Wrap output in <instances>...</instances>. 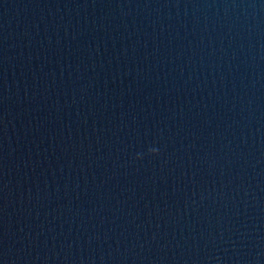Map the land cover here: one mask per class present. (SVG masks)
I'll use <instances>...</instances> for the list:
<instances>
[{
    "label": "water",
    "instance_id": "95a60500",
    "mask_svg": "<svg viewBox=\"0 0 264 264\" xmlns=\"http://www.w3.org/2000/svg\"><path fill=\"white\" fill-rule=\"evenodd\" d=\"M0 264H264V0H0Z\"/></svg>",
    "mask_w": 264,
    "mask_h": 264
},
{
    "label": "clouds",
    "instance_id": "9594fccd",
    "mask_svg": "<svg viewBox=\"0 0 264 264\" xmlns=\"http://www.w3.org/2000/svg\"><path fill=\"white\" fill-rule=\"evenodd\" d=\"M148 151H149V153L155 154V153L158 152V149L155 148V147H150V148L148 149ZM140 155H141V154H139V153L137 154L138 158H139Z\"/></svg>",
    "mask_w": 264,
    "mask_h": 264
}]
</instances>
